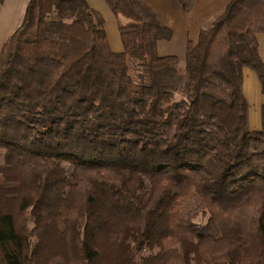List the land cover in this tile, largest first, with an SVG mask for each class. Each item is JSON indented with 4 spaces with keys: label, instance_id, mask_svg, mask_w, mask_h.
<instances>
[{
    "label": "trees",
    "instance_id": "trees-1",
    "mask_svg": "<svg viewBox=\"0 0 264 264\" xmlns=\"http://www.w3.org/2000/svg\"><path fill=\"white\" fill-rule=\"evenodd\" d=\"M106 2L123 51L87 0H29L0 49V264H264V104L250 129L243 91L248 67L264 94V0H231L185 72L150 5Z\"/></svg>",
    "mask_w": 264,
    "mask_h": 264
},
{
    "label": "crops",
    "instance_id": "crops-1",
    "mask_svg": "<svg viewBox=\"0 0 264 264\" xmlns=\"http://www.w3.org/2000/svg\"><path fill=\"white\" fill-rule=\"evenodd\" d=\"M28 1L29 0H5L3 4H0V46L1 47L4 44V42L19 27L16 24V20H18L21 4L24 7L23 10V16H24ZM87 1L95 10L100 12L101 15L104 17L105 20L104 27L106 29L108 38L110 37L109 30L110 29L112 30L113 37H110V40H108L110 49L114 51H121L123 49V43L118 29L119 24L117 26L114 15L112 13V9H110L111 7H109L106 0H87ZM151 1L153 2V5H151V7L157 10L156 14L158 18L161 16L160 13H158L159 12L158 10H161L163 5H165L166 7L167 3L172 8L180 9L181 11L180 13H182L181 18L183 19V21L181 20L180 21L183 22L184 24V48L187 51L189 42L196 43L198 41L201 30L203 28L208 27L212 23V21L221 12L225 10L226 6L231 0H195L194 6L190 12H185L176 0H151ZM105 15L109 16L110 19L108 21ZM23 16L21 20H23ZM262 41L264 42V32L258 34L259 50L262 59L264 60V46L261 43ZM245 72H246V80L252 84L254 91H256L259 97V103L255 107L256 114L252 112V114L258 117V122H257L258 124L260 121L259 110L261 108V102L264 100V94L262 93V83L260 81L258 74L253 69L245 67L244 73ZM243 91H244V84H243ZM250 108L252 111L253 107L249 102V112H250ZM261 115H262V111H261Z\"/></svg>",
    "mask_w": 264,
    "mask_h": 264
},
{
    "label": "rangeland",
    "instance_id": "rangeland-1",
    "mask_svg": "<svg viewBox=\"0 0 264 264\" xmlns=\"http://www.w3.org/2000/svg\"><path fill=\"white\" fill-rule=\"evenodd\" d=\"M144 1L150 6L153 5V2L151 0H144ZM23 10H24V7L21 4V9L19 11L18 20H16V24L18 26L20 25V23L22 21L21 19L23 16ZM153 10L155 12H157V10H155V9H153ZM158 11H159L158 13H160V15H161L159 17L160 21L162 23H164L165 25L169 26L170 28H172V30H173V37L171 39H163V40L159 41L158 52L160 55H177L180 59V61H179L180 70L185 72V53H186V50L184 48V24H183V22H181V21H183V19L181 18L182 13H180L181 12L180 9H175V8L170 7V5L168 3L166 5V7H165V5H163L161 10H158ZM112 13H113V11H112ZM113 15H114L115 21L117 23V26L121 22L127 23V21H128L123 16H117L114 13H113ZM105 16L107 17L106 19L108 21L110 19L109 16L108 15H105ZM118 29H119V26H118ZM109 33H110V37H113V33H112L111 29L109 30ZM110 37L108 38V40H110ZM114 39H115V36H114ZM261 43L264 46V42L262 41ZM0 49H1V46H0ZM123 50H124V45H123V49L121 51H123ZM116 52H120V51H116ZM244 93H245L248 101L250 102L251 106L253 107L252 111L250 108V112H249V127H250V129H261L262 128V115H261L262 110L261 109H262V106L264 104V100L261 102V108L259 110L260 121L257 124L258 117L254 114H256L255 107L259 103V97H258L256 91H254L252 84L246 80V72L244 73ZM252 112L254 114H252ZM253 127H255V128H253ZM4 152L5 151H0V167L4 164ZM197 220L204 221L205 218L200 217ZM30 226L31 227L33 226L32 222H30Z\"/></svg>",
    "mask_w": 264,
    "mask_h": 264
}]
</instances>
